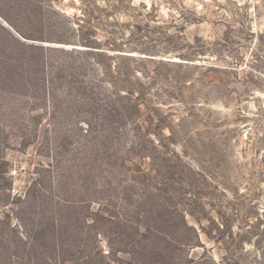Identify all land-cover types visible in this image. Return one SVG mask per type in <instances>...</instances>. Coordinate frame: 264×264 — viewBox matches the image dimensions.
<instances>
[{"label":"rangeland","instance_id":"374dc122","mask_svg":"<svg viewBox=\"0 0 264 264\" xmlns=\"http://www.w3.org/2000/svg\"><path fill=\"white\" fill-rule=\"evenodd\" d=\"M0 264H264V0H0Z\"/></svg>","mask_w":264,"mask_h":264},{"label":"trees","instance_id":"16d2710c","mask_svg":"<svg viewBox=\"0 0 264 264\" xmlns=\"http://www.w3.org/2000/svg\"><path fill=\"white\" fill-rule=\"evenodd\" d=\"M39 50V48H36ZM41 50V49H40ZM113 59V58H112ZM111 60V58H110ZM114 71L109 73V71H106L105 73H108L110 75V79L108 78V81L105 82L107 86V91L109 88H112L116 92L124 91L126 94L125 99L132 103L133 105L139 104L144 99L143 94V88L142 84L135 78L134 75L131 74V72L127 68H121L117 62L114 63ZM130 72V74H129ZM115 101H118L119 96L116 94V96L113 98ZM137 107V106H136ZM183 219V217H182ZM184 220V219H183ZM182 220V222H183ZM184 228L188 229L184 223ZM190 230L193 232L194 230L190 228Z\"/></svg>","mask_w":264,"mask_h":264}]
</instances>
